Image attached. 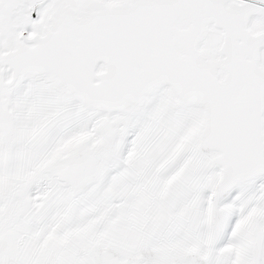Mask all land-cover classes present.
<instances>
[{
	"label": "snow or ice",
	"instance_id": "obj_1",
	"mask_svg": "<svg viewBox=\"0 0 264 264\" xmlns=\"http://www.w3.org/2000/svg\"><path fill=\"white\" fill-rule=\"evenodd\" d=\"M0 264H264V0H0Z\"/></svg>",
	"mask_w": 264,
	"mask_h": 264
}]
</instances>
